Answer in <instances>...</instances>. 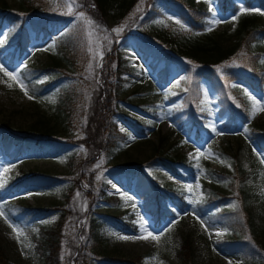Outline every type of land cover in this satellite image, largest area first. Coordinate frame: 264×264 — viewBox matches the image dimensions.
<instances>
[{
    "label": "rangeland",
    "instance_id": "obj_1",
    "mask_svg": "<svg viewBox=\"0 0 264 264\" xmlns=\"http://www.w3.org/2000/svg\"><path fill=\"white\" fill-rule=\"evenodd\" d=\"M25 1L32 11L23 6L24 0H0V5L6 3L24 15L28 29L24 50L0 46V64L19 74L17 82L0 72V124L9 125L18 134L35 136L43 150L0 151V173L10 168L0 177V209L5 213L0 217V248L9 260L13 264H52L38 247V228L29 222L31 234L6 212L2 195L8 185L15 184L8 190L9 202L49 209L39 220L43 227L54 228L64 219L69 237L60 244V264H112L100 260L103 257L92 250L89 236L96 227L115 256L141 257L144 264H180L179 252L187 241L194 264H245L241 252L247 243V248L258 251L264 262V164L260 163L258 147L245 133L247 124L264 130V93L242 79L229 81L232 70L246 78L240 73H252L255 61L245 59V53L215 61L204 52L208 49L198 59L192 57L196 39L190 31L194 24L190 25L181 9L184 0H137L118 14H104L94 0H74L72 14L65 0ZM220 3L207 0L205 8L210 14L208 20L221 21L209 25V32L226 49L236 39L237 21L232 20L233 11L226 14L221 10ZM255 10L256 6L251 11ZM260 22L264 24V18ZM122 25L119 35L112 31ZM12 27L13 23L3 22L0 45ZM63 34L74 40V55L65 57L56 51L55 38ZM15 37L21 43L27 41L20 24H16ZM260 56L264 61V52ZM29 68L46 70L35 81L44 88L33 85L36 91H32L33 86L22 78L21 71ZM20 83L33 99L24 95ZM62 94L75 100V111L58 118L57 101ZM249 96L260 101L255 115ZM177 106L182 109L177 110ZM232 115L235 118L228 122ZM105 124L112 130L118 128L125 137L119 142L108 141ZM33 127H38L40 134L31 133ZM198 149L204 155L196 156ZM169 156L184 158L195 173L186 179L173 173L161 161ZM229 157L237 158L251 175L249 209L226 182L206 176L208 171L231 173ZM131 167L141 173L140 177L145 176L141 185L137 175L129 178ZM179 168L184 171L182 165ZM19 179L24 180L17 183ZM153 179L187 192L188 207L182 214L169 215L158 223L143 209L141 196L158 190ZM211 189L225 197L215 205L216 210L225 207L237 214L238 222L245 216L252 217L245 235L250 234L252 226L255 234L246 237V243L221 246L235 243L230 241V230L209 223L198 208ZM140 217L147 229L159 236L158 241L116 238L139 236ZM9 223L22 231L20 242Z\"/></svg>",
    "mask_w": 264,
    "mask_h": 264
},
{
    "label": "trees",
    "instance_id": "obj_2",
    "mask_svg": "<svg viewBox=\"0 0 264 264\" xmlns=\"http://www.w3.org/2000/svg\"><path fill=\"white\" fill-rule=\"evenodd\" d=\"M95 5L100 11H103L106 14L109 11L121 12L124 11L126 8L130 7L134 4L137 0H94ZM264 3V0H261ZM184 5V11L189 14V18L191 22L198 23V28L196 30L201 31L197 33L195 30L191 33L192 39H196L191 47L192 57L197 58L199 54L203 50L204 52L211 54L215 57V61H226V59H235V57L239 53H245V59L251 58L252 61H255V69H253L252 73H246L247 79L255 78L260 81L259 84L262 89L264 87V63L259 60L261 57V52H264V24L260 22L262 20V15H258L257 13H249L246 12L244 14H240L238 16L237 22V29H236V39L233 44L228 48H222L221 45L216 41L211 33L207 32L206 25L204 24V9L201 6H197L194 0H184L182 3ZM23 6L27 8L29 11H32V7L28 2L24 0ZM250 7V6H248ZM107 11V12H106ZM7 21L10 23H15V26L9 30L7 33V39L3 43L2 47H6L8 44L12 43V45L20 46L22 43L20 42L18 37H15V28L16 24H20L22 31H26V27L23 25V17L21 14L14 12L8 4L4 3L0 5V28L2 26V22ZM23 26V27H22ZM71 36L69 35L67 38L65 35L60 36L56 39L55 47L56 51L63 53L65 57L69 54L74 55V49L71 45L73 39H70ZM204 38L203 40H200ZM211 51V52H210ZM220 53L216 56L213 55L214 52ZM203 53V52H202ZM208 56V55H205ZM239 56V55H238ZM242 56L237 59L240 61ZM34 72L32 81V86L42 89L44 85H39L35 83L38 75L41 73L46 72V70H35L32 68L27 69L24 72V75L27 76L30 72ZM232 73L235 74L236 78L238 74L236 71L232 70ZM31 79L29 80V83ZM101 87V86H100ZM102 89V87H101ZM36 90V89H35ZM57 101V109H58V118H64L66 112L68 114H73L75 111V100L70 98L66 95H61L58 97ZM194 100V99H193ZM178 109H181L177 107ZM105 132H106V139L110 142H119L124 137L125 134L122 133L118 128L112 130L105 124ZM48 129V128H46ZM247 134L249 137L260 147V149L264 153V130L260 129L259 127L253 125L248 126ZM0 150L3 149L5 152H20L21 150L36 151V150H43L42 144L38 139H35V136L24 135L23 133L18 134L10 130L9 125H2L0 124ZM33 134H40V130L38 127H33L29 130ZM109 131V132H108ZM111 131V132H110ZM112 133V134H111ZM31 140H34L32 142ZM165 164L169 166L172 170H176L178 165L182 164L188 172L193 171V168L184 161V158H180V156H173V157H165ZM230 161V168L231 173L225 174L220 171H208L207 176L213 181H220L222 183L226 182L227 188L230 190H235L237 195L241 199V202L246 205V208H250V189L248 186V181L250 179V173H248L242 164L237 160L235 157H229ZM23 179H19L17 183H20ZM142 181V180H140ZM15 184H10L7 187V191L3 193L2 197L4 199L7 198L8 190L12 189ZM161 187L163 193L165 195H153L149 199L143 196L145 200L144 208L154 215L155 219H160L164 217L165 214H175L174 209H170L166 206V199L172 201V203L180 210L184 208V197L183 195H179V191L175 190L173 187H169L168 185H161L157 184ZM3 190V189H2ZM2 192V191H1ZM156 197V203H151V199ZM164 199V200H163ZM225 199L224 195L218 192L217 189L207 192L206 200L200 205L198 208L201 214L208 217L209 223L218 224L222 227H226L230 230V241H234L235 243H227L224 242L221 246H236L237 244H244L247 242L245 240L246 237H253L255 234L254 226L248 229L249 235H245V229L247 227L248 222L252 221L251 216H245L239 222L235 219L237 214L230 213L226 210L225 207L219 208V210L215 209V205L220 203ZM6 212L10 216L13 221L20 222L23 226H25V230L29 233L33 234L32 227H29V222L32 223L33 226L37 227L39 232L35 235L38 247L43 251V254L46 258V261H49L52 264H60L58 260V250L61 247V242L67 241L68 239V230L67 227L64 225V219L60 223H57L54 228L47 229L43 227V225L39 222L41 218H43L48 212L49 209H41V208H31L28 205H19L13 204L9 201H6ZM249 207V208H248ZM249 211V210H248ZM95 224V222L93 223ZM97 229V230H96ZM89 240H91V247L93 252L97 256H102L100 260H105L112 264H144L141 257H120L115 256L111 251L108 250L106 246V239L104 235L99 231L98 227L91 231ZM67 238V239H66ZM66 239V240H64ZM252 243V242H251ZM247 244H245L242 248V259L245 264H264L262 260V255L258 253V251L250 250L247 248ZM254 246V244L252 243ZM79 248H77L79 252ZM235 247L231 250H234ZM191 251L192 247L189 241H187L181 251L179 252V259L180 264H194L193 260L191 259ZM0 264H13L9 258L5 255L3 250L0 248Z\"/></svg>",
    "mask_w": 264,
    "mask_h": 264
},
{
    "label": "snow or ice",
    "instance_id": "obj_3",
    "mask_svg": "<svg viewBox=\"0 0 264 264\" xmlns=\"http://www.w3.org/2000/svg\"><path fill=\"white\" fill-rule=\"evenodd\" d=\"M65 6L67 7L68 9V13L69 14H72L73 12V6H74V0H65ZM139 10V9H138ZM209 11H212L211 7L209 8ZM248 10L241 7L240 9V12L243 14V13H246ZM258 14L260 15H264V11H260V10H255ZM80 16H83L84 14L83 13H79ZM212 16L215 17L216 16V13L214 11H212ZM171 19V18H170ZM238 19L237 16H233L232 17V20H236ZM89 24H93V21L89 20L88 21ZM176 23H179V21H176ZM207 23L209 25H213V24H219L221 23V21L219 19H209L207 21ZM123 25L120 26V27H117V28H114L112 29L113 32H115L117 35H119L122 31H123ZM181 27H184L183 25H181ZM209 31L212 30L211 27L208 28ZM105 40L108 39L107 36L104 37ZM97 55H100L101 58H102V54L97 52L96 53ZM262 63H264V61H262ZM89 68H91V64L89 65ZM0 72H3L5 76L9 77L10 79H13V80H17V82H19V74L14 72V71H8L4 68V66L2 64H0ZM11 86V85H9ZM20 87H21V90L24 92V95L28 98V99H33V97L31 95H29V93L25 90L24 86L22 83H20ZM249 99L252 100V103H253V111H252V114L255 115L256 114V105H259L260 104V101L255 99L254 97H251L249 96ZM262 109H264V105H261ZM213 132H215V128L212 129ZM245 131H247V129H245ZM219 134V133H217ZM192 155L193 154H190V158H192ZM196 156H199V155H204V153H202L199 149L197 150V152L195 153ZM209 155H212L211 153H209ZM260 163L261 164H264V159H261L260 160ZM196 167L199 169L200 168V165L199 163L196 164ZM10 171V168H4L3 169V172L0 173V177H2L3 173H7ZM97 179H99V176L97 177ZM189 191H191L192 189V186L191 185H188L187 186ZM197 187H199V185H197ZM31 195V193L29 194ZM80 193L78 192L76 194L77 198L79 197ZM127 199H131V197H127ZM5 216V213L2 209H0V217H4ZM5 223H8V220L7 218H5ZM139 224H140V235L137 236V237H128V236H122V235H118L116 236L117 239H120V240H129V239H148V238H151V240L153 241H158L159 240V236L158 235H155L153 234V231L147 229V227L145 226V221H144V218L143 217H140V220H139ZM201 224L203 226V222L201 221ZM9 227L12 229L13 233H16V239H17V242H20V236L23 234L21 230H18L15 226H13L12 224L9 223ZM205 230L207 231V228H205ZM145 233H147V235H145ZM217 235H219V233H217ZM23 246H26V245H23ZM229 264H231V261H229Z\"/></svg>",
    "mask_w": 264,
    "mask_h": 264
}]
</instances>
